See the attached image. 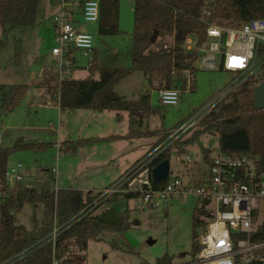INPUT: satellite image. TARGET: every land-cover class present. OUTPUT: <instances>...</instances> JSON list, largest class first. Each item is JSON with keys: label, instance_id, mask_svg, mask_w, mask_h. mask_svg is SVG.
Here are the masks:
<instances>
[{"label": "rangeland", "instance_id": "obj_1", "mask_svg": "<svg viewBox=\"0 0 264 264\" xmlns=\"http://www.w3.org/2000/svg\"><path fill=\"white\" fill-rule=\"evenodd\" d=\"M133 3L132 0H118L120 35L101 37L97 25L86 24L97 52L98 67L127 69L131 66ZM58 14L59 9L54 3L40 0L32 26L16 28L6 38L0 28V40L5 41V48L0 52V86L27 85L31 88V94L11 114L4 115L0 111V145L13 149L19 140H22L21 145L50 144L35 151L24 147L11 151L7 167H22L20 173L24 184L21 186L34 184L46 171L49 176H54L56 190L82 188L86 193V189L94 188L92 195L98 194L108 185V179L115 170L131 165L132 161L145 153L149 144L159 143L165 132L167 134L206 107L234 79L233 74L222 70L202 71L197 61L193 74L184 73L185 89L177 88V105L162 106L157 92L148 90L150 105L158 113L142 117L141 124L137 119V123L130 125L125 112L58 111L55 107L46 110L43 108L46 103L44 91L47 89L49 95L53 94L62 80L60 60L51 55V50L56 46L52 21ZM17 47L18 64L14 62ZM184 50L188 53L197 50L195 37L187 39ZM74 57L77 65L69 69L65 78H88L87 60L78 52L74 53ZM93 78L97 79V74ZM146 90L147 83L142 73H135L114 85L117 96L131 102H136ZM2 99L3 93L0 92V104ZM199 130H191L169 150L171 177H177L183 184L203 178L208 169L203 161V152H207L211 159L219 152L218 137L214 133H202L194 141H188ZM131 131L146 132L149 136L135 137L131 141L98 140L108 136H124ZM56 135L60 149L51 145ZM90 138L96 140L90 144L78 142ZM66 140L74 144L65 146ZM186 157L190 159L189 164L185 161ZM200 209V202L192 196L173 197L167 204L153 207L142 204L138 198L126 199L117 195L103 203L95 214L111 210L125 216V228L104 232L101 241H89L84 251L72 248L68 258L84 264H155L157 260L167 257L171 263H179L192 252L194 234L198 233L194 221L207 220ZM43 210L42 203L35 207L24 204L15 215L17 225L31 230L34 223L41 222ZM182 254L184 257L180 258Z\"/></svg>", "mask_w": 264, "mask_h": 264}, {"label": "trees", "instance_id": "obj_2", "mask_svg": "<svg viewBox=\"0 0 264 264\" xmlns=\"http://www.w3.org/2000/svg\"><path fill=\"white\" fill-rule=\"evenodd\" d=\"M39 1L0 0V28L4 38L15 28L34 24ZM132 16L131 66L127 69L101 68L93 55L87 79H64L51 95L60 110L126 112L130 125L143 116H155L158 112L150 105L148 90L185 89L184 73L190 75L196 71L194 65L199 59L198 50L207 40V25L238 28L251 20L262 19L264 0H134ZM97 27L101 37L121 34L118 0H101ZM154 36L156 38L151 43ZM190 36L195 37L197 50L188 53L184 44ZM4 48L5 41L0 40V52ZM14 56V62L18 64L19 47ZM262 70L261 75L250 78L228 97L230 108L223 110L221 106L210 112L198 126L200 130L188 141H194L202 133H214L221 153L232 157H256L264 164V110L253 108V91L264 82V65ZM135 73L144 75L146 92L136 102L118 97L114 85ZM96 74L98 78L94 79ZM28 90L26 86H0L3 93L0 111L4 115L11 114ZM47 146L28 144L23 147L35 151ZM12 150L0 147V181L3 184ZM165 160L169 161V150L154 162L152 168ZM203 161L210 163L207 152H203ZM153 186L158 188L162 184L153 183ZM17 188L7 191L6 199L0 204V264H84L68 258L72 248L84 251L89 241H101L104 232L125 228V216H120L121 227L100 224L95 214L99 207L80 221L65 225L86 208L93 197L77 190L54 192V176H49L46 171L34 184ZM136 198L134 195L126 196V199ZM26 203L34 207L42 203L44 208L41 222L34 223L31 230L17 225L15 218ZM54 222L57 226H64L52 244L48 242V236ZM194 225L198 223L194 221ZM155 264L173 263L164 257Z\"/></svg>", "mask_w": 264, "mask_h": 264}, {"label": "built area", "instance_id": "obj_3", "mask_svg": "<svg viewBox=\"0 0 264 264\" xmlns=\"http://www.w3.org/2000/svg\"><path fill=\"white\" fill-rule=\"evenodd\" d=\"M52 1L59 14L52 21L56 46L51 55L60 60V76L64 80L69 69L77 65L75 52L87 60L86 69L90 67L94 46L86 24L98 25L101 0ZM206 38L199 52V68L233 74L232 83L206 107L170 130L116 182L96 195L91 194L92 202L65 225L80 221L117 195H134L142 204L153 207L167 204L173 197L192 196L200 202V210L207 220L196 221L198 233L194 234L192 252L176 264H264V164L258 158L232 157L219 151L209 158L208 169L200 181L183 184L169 174L162 187L153 186L154 162L198 128L210 112L227 104L228 97L246 81L263 73L264 18L251 20L238 28L207 25ZM157 95L162 106L177 105V89H161ZM185 161L189 164V157ZM21 169L20 165L8 167L5 184L0 181V204L6 199L7 191L24 184ZM63 226L54 222L48 242L55 243Z\"/></svg>", "mask_w": 264, "mask_h": 264}, {"label": "crops", "instance_id": "obj_4", "mask_svg": "<svg viewBox=\"0 0 264 264\" xmlns=\"http://www.w3.org/2000/svg\"><path fill=\"white\" fill-rule=\"evenodd\" d=\"M51 3H53V1L52 0H49ZM101 3V2H100ZM55 5V4H54ZM98 26V25H97ZM16 29V28H15ZM14 29V30H15ZM94 55L96 56V58H97V52H96V50H95V48H94ZM87 79V78H86ZM73 80H82V79H73ZM85 80V79H84ZM12 86H14V85H12ZM22 86H26V87H28L29 88V90H28V93H27V95L25 96V98H27L30 94H31V88L29 87V86H27V85H22ZM43 92V91H42ZM49 91L46 89L45 91H44V95H46L45 96V101H46V103H44V105H43V108L44 109H46V110H50V109H52L53 107H55V109L56 110H58V111H61L60 109H59V107L55 104V102H56V99H54L53 97H51V95H49V93H48ZM116 93V92H115ZM117 94V93H116ZM119 96V95H118ZM119 97H121V98H124L123 96H119ZM228 104V103H227ZM227 104H225V105H227ZM223 107V106H222ZM103 112V111H102ZM111 112H113V111H111ZM126 113V112H125ZM149 116H151V115H149ZM153 116V115H152ZM127 117H128V114H127ZM143 117H146V116H143ZM129 118V117H128ZM142 118V117H141ZM141 118L140 119H138L139 120V124H141ZM154 124L156 123L155 122V120H153L152 121ZM136 123H137V120H136ZM50 128V127H49ZM51 129V128H50ZM51 132H53L52 130H50ZM164 132V131H163ZM166 133V132H165ZM164 133V134H165ZM57 134V133H56ZM164 134H163V136L162 137H160V140H161V138H163L164 137ZM58 135V134H57ZM57 135L54 137V140H55V142H54V144H51V145H53V146H57L58 144L56 143V137H57ZM144 136H149L146 132L144 133V132H134V131H131V132H129V133H127L126 135H124V136H108V137H105V138H101V139H98V140H102V141H105V140H108V141H118V140H120V141H131V140H133L135 137H144ZM160 136V135H159ZM191 138V137H190ZM189 138V139H190ZM80 140V139H79ZM93 140H96V139H92V138H90V139H84V140H81V141H78L79 142V144L80 143H85V144H90V143H92V141ZM159 140V141H160ZM187 141V140H186ZM0 144H1V141H0ZM29 144H34V143H29ZM37 144H42V143H37ZM74 143L73 142H70L69 140H66V143H65V146H69V145H73ZM157 143H155V144H153V145H148V147H147V149H146V151H145V153H143L140 157H138L136 160H134V161H132L133 163L131 164V165H126L125 167H122L120 170H119V168L117 169V170H115L113 173H112V175H110V178L108 179V185L104 188V189H106L107 187H109L111 184H113L114 182H116L133 164H135L139 159H141L147 152H148V150L151 148V147H153V146H155ZM26 145H28V144H26ZM50 145V144H49ZM24 145H21V147H23ZM0 147H1V145H0ZM61 147V146H60ZM20 148V147H19ZM14 149V148H13ZM39 150V149H38ZM128 166V167H127ZM127 167V168H126ZM108 177V176H107ZM89 188V187H88ZM103 189V190H104ZM55 190H56V188H55ZM90 190V191H89ZM91 190H94V188H91V189H86V193H84L83 191H82V188H80V189H78L77 191H80V192H82V193H84V194H88V193H90V194H92V191Z\"/></svg>", "mask_w": 264, "mask_h": 264}, {"label": "water", "instance_id": "obj_5", "mask_svg": "<svg viewBox=\"0 0 264 264\" xmlns=\"http://www.w3.org/2000/svg\"><path fill=\"white\" fill-rule=\"evenodd\" d=\"M156 36H154L151 39V43L154 42ZM231 105L227 104L224 105L222 108L223 110L230 108ZM253 108L256 111H262L264 110V82L260 83L254 88L253 91ZM22 140H19L15 145L14 149H18L21 147ZM170 174L169 170V161L165 160L158 164L153 170H152V181L155 184H162L164 183L168 176ZM97 221L100 224L107 225V226H113V227H121L122 226V220L119 215L115 214L111 210H107L97 217ZM184 254L180 255V258H183Z\"/></svg>", "mask_w": 264, "mask_h": 264}]
</instances>
